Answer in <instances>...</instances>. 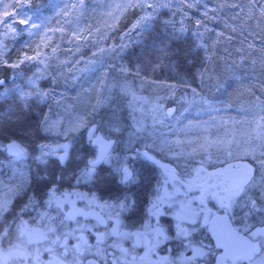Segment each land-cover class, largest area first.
Segmentation results:
<instances>
[{
    "label": "snow or ice",
    "instance_id": "snow-or-ice-1",
    "mask_svg": "<svg viewBox=\"0 0 264 264\" xmlns=\"http://www.w3.org/2000/svg\"><path fill=\"white\" fill-rule=\"evenodd\" d=\"M211 2L212 0L207 2L205 0H166V2L111 0L106 5L107 11L103 13V16L109 20L119 21L130 10L138 9L142 12L143 15L132 24L129 32L124 34L127 36L133 31L146 28L160 8L169 10L174 8L172 15L179 14L182 17L180 28L174 32L175 38L179 39L181 33L188 31L183 23L184 19L188 18L186 10L202 5L203 19L195 21L196 31L193 35L201 40L197 46L203 47L207 52L209 46L203 42V38L212 30L208 28L205 20L218 19L217 13L223 7H228L227 4H221L210 8L208 4ZM8 7L9 5H4L5 9ZM83 7L84 0H67L59 14L64 16L65 23L70 25L73 22L72 18L80 13ZM231 7L237 10L233 20L240 23L226 24V27L233 34L239 32L243 38L242 43L246 45L245 48L237 49V52L247 51L248 56H255L258 51L264 54V40L260 41L259 48L256 40L248 41L249 36L257 35V30L264 32V0H247V7L241 6V3H235ZM14 17L18 19L12 22ZM17 23L35 34H39L44 27L42 23H34L32 18L27 17L23 12L10 13L5 10L0 17V27L5 29L3 36L15 34ZM169 23L172 22L169 21ZM105 27L111 31L115 25ZM58 31L63 33L64 29L60 28ZM45 35L47 36L48 33ZM215 35L214 43L221 42L222 38L224 41L231 42L234 38L232 35L225 36L222 32H217ZM3 36H0V45L3 43ZM71 39L77 42L75 53L81 51L79 46L81 42L85 46L90 44L97 49L91 59L85 61L83 57H80L75 60V64L84 63L88 70L102 67V57L118 54L125 47L123 44L100 47L99 45L108 39L107 32L101 33L99 29L92 26L73 30ZM121 39L123 40V37ZM48 46L45 44V47ZM58 50V47H52L50 55L40 51H36L34 55L23 53L17 62L10 65L14 69L32 62L38 65L36 73L30 78L31 91L23 93L22 100L31 98L42 100L46 96V93L40 90L38 82L46 74L47 62L58 58L56 57ZM206 59L209 57L206 56ZM62 63L68 64L69 61L65 60ZM252 63L255 64L256 60ZM207 71L205 69L200 72L199 76L203 78ZM120 72L127 74L128 70L120 66ZM3 84L4 81H0V86ZM100 86L101 94L98 95L94 104L89 105L91 112L73 114L67 120L59 115L57 119L51 121L48 116L45 117L42 131L45 134L54 135L57 139L53 143L37 144L38 155L34 159L43 165H47L50 158H55L61 165L66 164L74 146V140L69 139L70 135L86 129L87 142L92 147L93 153L84 160L83 167L74 174L77 185L94 183L98 179V169L105 165L109 166L111 174L118 178V184L126 187L135 185L139 180L135 163L142 160L155 165L159 169V175L146 210L149 222L142 226V230L136 232L120 231L123 226L120 219L121 213L129 210L136 203L132 195L127 192L100 203L95 195L88 198L80 192H59L57 184H53L43 193L47 197L43 204L48 209H55L56 216H50L47 211L37 212L36 217H33L30 222L21 220L19 224H15L14 220L12 224H9L0 232V245L5 240H10L9 234L13 226L18 232L16 239L19 242H10L7 249L0 247V264H29V262L43 264L40 261L41 252L49 255L48 264H200L201 261L203 264H212L213 261L215 264H264V180L257 182L256 170L251 164H227L225 161L226 167L213 172H208L205 167L214 150L224 153L229 159L233 157L234 150L241 148H243L242 155L239 157L241 159L251 157L255 161L257 152L264 155V98H262L264 93L256 96L252 87L243 86L253 97L244 109L243 121L237 122L231 117L228 119L220 117L218 121L217 116L209 115L208 120L193 125L191 121L182 123L180 117L192 105L197 104L198 94L194 88L191 89L193 96L191 101L182 98L186 100L188 107L180 111L174 107H165L162 102L175 98V85L165 86L168 88V94L156 99L137 95L127 83H109L107 80H102ZM113 88H118L124 96L131 97L129 107L132 109V130L128 133L127 140L123 141L124 147L119 153L116 152V148L122 142L113 137L122 133L121 122L113 118L105 126L103 123L98 124L88 119L107 99L103 93L110 92ZM200 102L206 105L203 109L206 113H219L222 110L215 108L203 98H200ZM231 108L232 105L228 104L223 110L227 111ZM69 111L71 112L70 108ZM136 113L139 115L137 116ZM241 125L249 127L240 130ZM160 129L167 131L161 132ZM213 130L217 133L223 131V135L214 136ZM145 135L151 138L152 143L139 144ZM60 137H63L66 142H59ZM0 149L6 151L14 160H23L29 155L27 146L16 140H11L7 145L0 144ZM158 155L172 161L185 159L196 166L187 167L184 171L177 173L170 164H164L161 159H157ZM197 156L200 157L199 160L196 159ZM78 159L82 158L78 157ZM259 167L264 169V161L259 162ZM61 179L62 177L57 178V183ZM13 181L18 182L13 183ZM30 186L31 179L23 172L14 173L7 182L0 177V193H4L0 195V217L11 210L12 199L25 195ZM193 190L200 192V195L189 200L188 196ZM77 200L86 201L89 208H98L100 211L85 212L78 209L75 206ZM197 200L199 206L193 209L191 205ZM206 200H214L217 211L223 215H217L207 209ZM36 204L35 195L29 196L28 202L20 209L17 218L27 213L29 209L35 211ZM165 204L170 209H176L175 238L182 241L184 252L180 253L176 259L163 257L153 260L152 257L157 255L156 249L159 245L173 239L159 226L158 218L165 214L161 212ZM65 205L71 206V210L67 213L63 212ZM237 209L240 212L239 219H237ZM77 216H82L85 221L93 217L96 223L90 226L87 223L81 224L76 219ZM153 219L157 220L155 227L150 223ZM68 221H74L77 226L69 228ZM109 222L114 224L110 230L107 227ZM184 224H188L191 231L182 227ZM100 225L105 226V231L93 233V229H97ZM198 228L207 229L209 238L213 242L205 244L202 240L194 241L192 235ZM85 233L94 235L95 243H89ZM70 238L76 243L70 245ZM126 239L136 241L131 250L122 247L121 241ZM109 240L112 242L109 243ZM42 244H48L51 247L37 248L35 252L30 251ZM139 246H143L144 255H133L132 253Z\"/></svg>",
    "mask_w": 264,
    "mask_h": 264
},
{
    "label": "rangeland",
    "instance_id": "rangeland-1",
    "mask_svg": "<svg viewBox=\"0 0 264 264\" xmlns=\"http://www.w3.org/2000/svg\"><path fill=\"white\" fill-rule=\"evenodd\" d=\"M66 2L67 0H0V17L5 10L10 13L23 12L27 17H31L34 23L44 25L43 30L35 34L17 23V32L8 36H3L5 29L0 27V36H3V43L0 45V81H4V84L0 86V144L6 145L8 141L16 140L27 146L29 153L23 160H14L12 157H7L3 153L4 150L0 149V177L7 182L14 173L23 172L31 179V186L27 189V193L12 199V202L15 201L17 205L33 195L28 193L29 189L40 184L42 180L40 177H43L47 167L55 166L57 163L55 158H50L47 165L39 164L34 159L38 155L37 144L53 143L57 139L54 135L45 134L42 131L45 117L48 116L51 121L57 119L59 115L67 120L73 114L91 112L89 105L94 104L98 95L101 94L100 81L102 80H107L109 83H127L137 95L152 99L167 95L168 88L165 86L175 85V98L162 102L165 107H174L180 111L188 107L186 100L193 99L191 89L194 88L198 94L197 104L192 105L180 117L182 123L191 121L193 125L208 120L209 115L217 116L218 121L220 117L224 119L231 117L237 122L243 121L244 109L253 98L243 86L252 87L256 96L264 93V59L257 55L253 56L250 62H246L242 56L232 54L230 51L225 53L214 51L210 60L206 59L207 55L200 61L198 57H193L185 62L181 58L174 57L173 48L176 42L180 39L185 40L187 35L194 37L197 41L196 45L201 43V40L193 35L196 31V20L190 22L189 19H184L183 23L188 31L181 33L182 37L179 39L175 38L174 32L180 28L182 17L179 14L172 15L174 8L172 10L160 8L146 28L125 36L124 34L129 32L132 24L143 15L138 9L130 10L119 21H113L103 16V13L107 11L106 5L111 0H84L82 11L72 18L73 22L69 25L65 23V17L59 14ZM4 5L9 7L5 9ZM186 11L189 15L190 11L188 9ZM16 19L18 18L14 17L12 22ZM106 25L108 27L115 25V27L108 31ZM89 26L99 29L101 33L107 32L108 39L100 44V47L125 45L122 52L102 57L103 66L94 70H88L84 63L75 64V60L83 57L87 61L92 58V54L97 49L90 44L85 46L81 42L79 43L81 51L75 53L77 42L71 39L73 30ZM60 28L64 29L63 33L58 31ZM156 28H160L159 33L163 35L162 39L158 42L144 41L145 32ZM200 31L203 30L200 29ZM45 33L48 35L46 36ZM184 42L188 44V40ZM45 44L49 46L45 47ZM52 47H58L59 50L56 53L58 58L47 62L46 74L38 82L40 90L46 93V96L42 100L35 98L22 100V94L31 91L30 78L36 73L38 65L32 62L15 69L10 65L17 62L23 53L34 55L36 51H40L50 55ZM147 47L148 50H146ZM73 53H75L74 56ZM65 60L69 63L63 64ZM253 60H256L255 64L252 63ZM193 65H195L194 71L191 70ZM120 66H124L128 73L122 74ZM205 69L208 71L201 78L199 73ZM5 74L8 78L4 80L2 77ZM103 95L107 99L88 119L98 124L103 123L105 126L113 118L118 119L123 131L113 138L122 142L117 146L118 150H121L124 147L123 141L127 140L128 133L132 130V109L129 107L131 97L124 96L118 88H113ZM200 98L209 101L215 108L222 109L221 112L206 113L203 111L206 105L200 102ZM228 104H231L232 108L224 111V106ZM136 115L138 116L139 113ZM248 127V125H241L240 130L248 129ZM217 134L222 136L223 131L217 133L213 130V135ZM69 139L74 140V146L70 159L63 165L65 167L75 166L76 162L81 160L78 157L82 158L85 152L93 151L86 142V129L70 135ZM59 142L66 141L60 137ZM144 143H152L151 138L145 135L139 144ZM242 152L243 148L234 150L233 157L229 159L224 153L214 150L205 165L217 166L224 164L225 161L242 160L251 164L256 170L257 182L264 180V169L259 167V162L264 161V155L257 152L254 161L251 157L239 158ZM196 159L199 160L200 157L197 156ZM173 162L196 166L185 159ZM16 182L18 181H13V183ZM3 194L0 193V195Z\"/></svg>",
    "mask_w": 264,
    "mask_h": 264
},
{
    "label": "flooded vegetation",
    "instance_id": "flooded-vegetation-1",
    "mask_svg": "<svg viewBox=\"0 0 264 264\" xmlns=\"http://www.w3.org/2000/svg\"><path fill=\"white\" fill-rule=\"evenodd\" d=\"M11 141V140H10ZM8 141L7 144L10 142ZM19 142V141H18ZM87 142V141H86ZM88 143V142H87ZM6 144V145H7ZM89 145V144H88ZM89 147H91L89 145ZM92 148V147H91ZM122 150V149H121ZM121 150L116 149V152L119 153ZM4 154L7 155V157L11 158V156L6 152L3 151ZM93 151L85 152L84 156L81 160H78L73 167H65L57 161L59 165L50 166L45 169V172L43 173L44 179L41 180L40 184L34 185L29 189V194H33L36 196V208L35 211L32 209H29L27 213H25L23 216H20L17 218V214L20 212V209L28 202V198L24 199L21 204L17 205V203L12 202V207L9 212H6L2 217H0V232H2L5 228L9 226V224H12V222L15 220V224H19L21 220L23 221H31L33 217H36L37 212H45L47 211L50 216H56L55 209H48L43 204V201L47 199L46 196L43 195L44 192L47 191L49 187H51L53 184H57V187L59 189V192L64 191H75L80 192L84 194L86 197L91 198L93 195H95L98 198V201L100 203H103L106 200L113 199L116 195L127 192L136 200L135 205L130 208L129 210L121 213L120 219L122 221V227L120 231H126V232H136L138 230H142V226L145 223H148V215H147V208L149 206V199L153 195V188L156 185L157 178L159 175V169L152 165L149 162L138 160L135 163V167L138 171L139 180L138 183L135 185L130 186H123L118 184L117 180L118 178L113 176L111 174V168L107 165L101 166L98 169V179L94 183H81L79 185L76 184V180L74 178V174L78 172L79 168L83 167V162L85 159H87L89 156H91ZM157 159H161V162L164 164H170L173 168L176 169L177 173L184 171L187 167H192L188 165L178 164L177 162L169 161L167 158H162V156L158 155ZM227 164H247L245 161L242 160H235L231 162H227ZM226 163L224 164H218L217 166L212 165H205L208 172L216 171L217 169L223 168L227 166ZM62 177L61 180L57 183V178ZM171 191V189H169ZM200 192L193 190L189 196V200H193L195 197H199ZM29 197V196H28ZM75 199V197H73ZM206 207L207 209H210L212 212L216 213L217 215H223V213H220L217 211L216 202L214 200H206ZM76 208L82 209L85 212L88 211H96L99 212L100 210L98 208L91 209L87 206L86 201L77 200L76 201ZM199 206L198 200L191 205L193 209H196ZM71 210L70 205H65L63 212L67 213ZM161 212L165 213L164 215H161L159 220V226L162 227L165 230V234L169 237H172L173 239L169 241H165L159 245V247L156 249L157 255L153 256L152 259L156 260L157 258H163V257H169L170 259H176L179 257L180 253L184 252V248L182 246V241L179 239H176V233H177V220L175 218V208H169L167 204H165L161 208ZM103 215V214H102ZM239 209H237V219H239ZM76 219L80 221L81 224L87 223L89 226L96 223V220L93 217H89L87 221L82 216H77ZM153 227L156 226L157 220L153 219L150 221ZM203 223V221H201ZM30 226H34L31 225ZM77 225L74 221H68V227L69 228H75ZM114 224L112 222H109L107 227L110 230ZM182 227L187 228L189 231H191V228L188 224L182 225ZM65 231L67 229H64ZM104 232L105 226L100 225L97 229H93V233L95 232ZM89 243H95V236L92 234L85 233ZM10 240H5L0 247H3L4 249H7L9 247L10 242H16L19 241L16 239L18 236V232L15 229V226H13L12 231L9 234ZM54 238V237H52ZM192 239L194 241H203V243H211V239L209 238V233L207 229L204 228H198L195 233L192 235ZM112 241L109 240V243ZM76 241L74 239H69V244H75ZM136 241L134 239H126L121 241L122 247L130 249L132 248V245L135 244ZM45 247H51V245L48 244H42L38 245L30 251L35 252L37 248H45ZM133 255L142 256L144 255V248L143 246H139L136 248L135 252L132 253ZM186 255H190L191 253H185ZM50 257L47 253L41 252L40 255V261L43 262V264H48ZM29 264H33V262H29ZM200 264H203V261L200 262ZM212 264H215V261L212 262Z\"/></svg>",
    "mask_w": 264,
    "mask_h": 264
},
{
    "label": "trees",
    "instance_id": "trees-1",
    "mask_svg": "<svg viewBox=\"0 0 264 264\" xmlns=\"http://www.w3.org/2000/svg\"><path fill=\"white\" fill-rule=\"evenodd\" d=\"M207 2V0H205ZM235 3H241V6L247 7V0H212L211 3L208 4L210 8L216 7L217 5L221 4H227L228 7H223L218 13V19L216 20H205V23L207 24L208 28L212 31L205 35L203 38V41L209 46L207 49V52L202 47H198L196 45L197 41L194 39L192 35H187L185 40H188V44H186L183 39H180L176 42V45L173 48V56L181 58L184 62L187 61L189 58L198 57V60L200 61L201 58L207 55V57L210 58L214 55V51H217L218 53H225L230 51L232 54L245 57L246 62H250L253 56H248L247 51L244 52H237V49L245 48L246 45L242 43V37L239 35V32L236 34H233L229 31V29L226 27L227 25H236L239 24V21H234L233 17L236 15V9H233L231 6ZM190 11L187 20H197L203 19L201 16V13L203 11L202 5L196 8L188 9ZM211 15V13H210ZM191 29V27H190ZM203 30V29H201ZM160 28H156L153 31H146L144 37V41L146 42H158L162 39L163 35L159 33ZM222 32L225 36L232 35L234 38L231 40V42L224 41L223 38L221 39V42L214 43L216 41V33ZM247 35V34H246ZM182 37V36H180ZM253 40L257 41V47H260V41L264 40V32H261L257 30L256 36H249L248 41L251 42ZM148 50V47L146 48ZM197 50V51H196ZM196 51V53H195ZM257 56L264 59V54L261 52L256 53ZM204 60V59H203ZM209 60L207 61V65L209 64ZM190 67V65H189ZM195 65L191 67V70L194 71ZM4 80L5 78H8L5 74L4 77H2Z\"/></svg>",
    "mask_w": 264,
    "mask_h": 264
}]
</instances>
